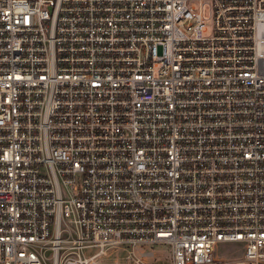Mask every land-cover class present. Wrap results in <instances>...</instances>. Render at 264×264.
Segmentation results:
<instances>
[{
  "label": "built area",
  "instance_id": "built-area-1",
  "mask_svg": "<svg viewBox=\"0 0 264 264\" xmlns=\"http://www.w3.org/2000/svg\"><path fill=\"white\" fill-rule=\"evenodd\" d=\"M155 244L264 264V0H0V264Z\"/></svg>",
  "mask_w": 264,
  "mask_h": 264
},
{
  "label": "rangeland",
  "instance_id": "rangeland-1",
  "mask_svg": "<svg viewBox=\"0 0 264 264\" xmlns=\"http://www.w3.org/2000/svg\"><path fill=\"white\" fill-rule=\"evenodd\" d=\"M192 4L198 9L199 5L197 2ZM204 15L207 17V10L204 11ZM148 249L152 250L154 255L145 259L147 264H170L168 244L150 245Z\"/></svg>",
  "mask_w": 264,
  "mask_h": 264
}]
</instances>
